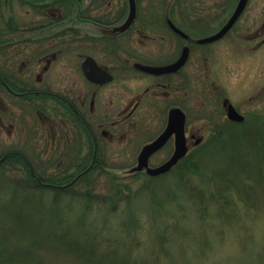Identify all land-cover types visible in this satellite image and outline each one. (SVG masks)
<instances>
[{"label": "rangeland", "instance_id": "1", "mask_svg": "<svg viewBox=\"0 0 264 264\" xmlns=\"http://www.w3.org/2000/svg\"><path fill=\"white\" fill-rule=\"evenodd\" d=\"M193 1L189 0L187 8L192 12ZM123 2L95 0L91 12L110 22ZM237 3L196 0L194 12L200 18L194 38L218 30ZM44 21L30 3L0 0V28L10 22L20 25V30L7 35L13 42L0 45V68L7 66L30 85L60 93L67 84L75 87L78 52L62 51L45 70L44 56L59 51L65 43L58 36L50 37L52 32L31 28ZM263 21L264 0H251L235 29L223 40L198 46L184 69L191 74L189 88L181 85L179 93V104L188 115L187 135L203 137L201 144L195 145L194 139L190 143L191 160L201 166L191 170L193 195L178 172L152 181L146 175L128 173L143 145L166 125L165 116L138 115L116 127L117 138L108 144L112 176L106 173L95 181L97 197L109 199L107 203L88 205L87 199L70 195L53 202L49 193L44 197L36 193L31 202V190L8 183L22 179L21 170L9 172L8 187L0 186V264H10L4 260L10 258L9 253L25 258L11 264H34L37 261L31 262V253L39 255L36 259L42 264H94L71 250V238L94 246L97 253L109 251L106 255L124 264H264V123L260 132L252 127L257 117L264 120V44L252 50L259 39L249 38ZM67 39L66 44L76 43V35ZM243 46L247 56L241 55ZM32 97L36 95H15L0 86V152H24L41 165L42 173H61L73 165L74 156L65 151L66 141L60 134V102ZM224 97L248 117L247 130L235 125L237 130L228 129ZM222 129L228 131V139L234 136L230 147L219 146L217 135ZM239 132L248 140H238ZM83 142L92 153L87 137ZM154 164H159L157 159ZM220 175L224 181L214 187V178Z\"/></svg>", "mask_w": 264, "mask_h": 264}, {"label": "flooded vegetation", "instance_id": "2", "mask_svg": "<svg viewBox=\"0 0 264 264\" xmlns=\"http://www.w3.org/2000/svg\"><path fill=\"white\" fill-rule=\"evenodd\" d=\"M250 1L248 0L244 11L222 37L210 42H200L203 37L194 38L195 33L197 35L199 32L197 27L200 18L195 16L196 12H194L197 9L196 0L193 1V12L187 9L190 4L189 0H172V2H169V0H136V18L124 30H119L117 27L121 26L129 17L130 0H124L120 11L115 12L110 22L99 19L91 12L94 9L95 0L88 1L90 4L86 8L88 9L87 12L80 11L69 14H65L63 8L59 5L51 4V0H31L32 9L45 19L44 22L36 23L31 28H34L37 32H52L51 36L48 35V38L58 36L65 43L61 45L59 51L44 56L47 62L45 70L51 68V64L57 61L62 51L78 52L75 87H69L67 84L60 93H57L50 88H38L31 85V94H46V98H52L60 102L58 104L61 110L60 134L66 141L64 144L65 151L73 154L72 164L81 165L85 163L89 165L78 174L89 169L95 163L108 164L112 162L107 155L109 142H115L117 138L115 128L122 126L123 123L133 117L156 113V115L165 116L163 121L164 123L166 121L167 125L171 108L181 107L179 104L181 85L189 88L191 74L190 72H184V69L191 62L192 52L198 46H206L226 38L240 23ZM71 9L73 11L75 7H71ZM232 14L218 30L207 36L221 30ZM67 15L70 16L65 17ZM63 31H65V34H63ZM69 35H76L75 44H66L70 41V39H67ZM249 38L259 39L252 50L264 44V21L258 29L249 35ZM146 39L155 42H147ZM64 45L66 47H62ZM185 48H188L187 61L177 71L156 74L140 66L173 64L179 60ZM245 49L246 46H243V51L240 52L241 55L245 53L244 55L247 56ZM245 56H241L242 59ZM87 57H93L102 69L113 76V79L109 82H101V76H98L90 65L85 66ZM38 79H43L41 74L38 75ZM181 79L183 83L180 82ZM1 85L9 93L24 94V92L13 89L7 82H5V85ZM71 93H74L75 97ZM225 98L227 97H224L223 100ZM170 99L171 101H169ZM167 100L168 103L163 108L162 106ZM237 109L246 117L242 121V123H245L248 117L238 107ZM49 131L53 132L55 130L50 128ZM159 134L148 140L144 145L152 142ZM122 136L124 138L126 133H123ZM192 136L193 133L188 137L189 146L191 142L193 143ZM85 137L91 143L92 153L87 150L88 147L83 142ZM174 150L175 136L172 135L167 143L150 157V165H158L154 164V159H157L159 164L165 162ZM18 153L19 151L15 149L0 152V166L7 156ZM164 153H168V155L161 157ZM75 170L77 169L71 168L69 173L77 177L78 174H74Z\"/></svg>", "mask_w": 264, "mask_h": 264}, {"label": "trees", "instance_id": "3", "mask_svg": "<svg viewBox=\"0 0 264 264\" xmlns=\"http://www.w3.org/2000/svg\"><path fill=\"white\" fill-rule=\"evenodd\" d=\"M23 1L31 4V0H23ZM51 4L59 5L60 7L63 8V12L65 14H69L72 12L77 13L80 11L87 12L88 9H86V8L89 6L90 3H88L86 0H51ZM71 7L72 8L75 7V9L72 11ZM69 16L70 15H67L65 17H69ZM18 30H20V25L18 23H14V22L8 23V25L5 26L3 29L0 28V45H2L4 42H6L7 44H9V42H13L12 38L10 36H7V35L10 34L11 31L13 33V32H17ZM63 34H65V31H63ZM5 82H7V84L9 86H11L13 89H15L16 91L24 92V94H21V95H26V94L31 93L30 83L21 79V77L17 76L13 71L8 69L7 66L0 68V86L2 87L1 84L5 85ZM34 94L36 95V97H38V99H42V98L47 97V96L43 95L42 93H39V94L34 93ZM36 97H34V98L36 99ZM34 98L32 97L31 100ZM256 119H259V117H257ZM256 119H254V124H253L254 126H252V127L255 129H258L257 132H260V131H262L261 130L262 122L264 123V120L259 119V121H257ZM227 122H228L227 125H229V127L227 125H225V126H227L228 129L232 130V131L237 130L234 127V125L235 126H241V128L244 127L245 129L247 128L246 127L247 123L236 122V121H231V120H229ZM225 130L226 129H222L220 131V133L217 135V141L219 142V146L221 145L222 148L225 146L230 147L231 145H233L232 142H234V136L230 135L231 138L228 139L229 136L228 137L225 136V133H228V131L227 130L225 131ZM236 136H237L236 138L240 141L248 140V136L245 135L244 132L242 133V135L239 132ZM231 139H233V140H231ZM258 148H259V146H258ZM260 148H263V147H260ZM235 155H238V154H236L234 152L235 160L240 161L241 159H239V158L241 156L238 155V158H237V157H235ZM236 163L237 162H235L234 164H236ZM39 166H41V165L38 164L37 162L35 163L34 160L32 161V158L30 159L29 156H27V154H25L24 152H21V151H19V153L16 155L7 156L5 158V160L3 162H1V166H0V182H2V183H0V186L5 183V184H7V187H8V183L12 182L15 187L27 188L28 190H31V202L33 201L32 199L36 197V193L40 194L41 197H44L45 194L49 193L53 198V202H60L61 200H63L64 197H66L68 195H70L72 197H83V198L87 199L88 205H92L98 201L105 202V203H107L109 201V199L97 197L99 192L95 188V185H96L95 181L97 180V178H99V176L106 174V173H109V175H111V173H110L111 171H109V170H111V167L108 164L101 163V162L95 163L94 165H91V167L89 169L84 170L83 172H81L79 174H78V172H80L83 169H86L89 165L85 164V163L81 164V165L80 164H78V165L73 164V165H69L70 167H68L66 170L61 171V173H54V174L53 173H51V174L47 173L48 175L42 173L38 169ZM71 168L77 169V170H75L76 172L74 173V174H78L77 177L76 176L74 177L73 174L69 173L71 171ZM200 168H201V166L198 167L197 161L193 162L191 160V152H190L169 173L178 172L180 177L183 179V181L185 182L188 189L192 192V195H193V184H192V181H190L192 179L191 170L197 171ZM18 170H21L22 179H18V180L13 179L12 181L9 180V182L7 183L6 178H7V175L9 174V172H15ZM169 173L164 174V175H160V176H150V175L143 173V172H135V173H130V175L132 177H138L140 175H146V177H148V179L150 181H152V180L162 178V177L168 175ZM114 179H116V178H114ZM214 179H215L214 184H213L214 187L217 186V183H222V181H224V177L221 175L218 178H214ZM117 186L121 187L123 189L127 188L126 185L117 184ZM0 189H1V187H0ZM119 191L120 190H118V192ZM214 191H216V189ZM213 194L215 196L218 195V193H214V192H213ZM130 198H132V196ZM217 199H219V198H217ZM115 206H113V209H115ZM224 212H226V211L223 210V213ZM50 234H52V233H50ZM58 234L55 233L54 235L57 236ZM60 235L65 236V233H60ZM3 240H5V239H3ZM5 242H6V240H5ZM70 242H71V244H70L71 250L77 251L78 253L81 254L82 257L87 258L90 261H93L94 264H104L106 260L111 261L112 264H124V263H121L122 261L118 257L117 258H110V256L106 255V254H111V252H109V251H107L105 254H100V253L96 252L95 247L92 245H87V246L82 245L81 243H78V241L74 240L73 238H71ZM9 257L10 258H8V256H6L5 259L3 258L5 260V263L11 264V263H19V261H21V260L25 261L24 257H18V256L16 257V255L14 253H9ZM36 258H41V257L37 254L31 253V262L33 260H35L37 262H34V264H42V262L40 260H37ZM127 264H137V263L130 262Z\"/></svg>", "mask_w": 264, "mask_h": 264}, {"label": "water", "instance_id": "4", "mask_svg": "<svg viewBox=\"0 0 264 264\" xmlns=\"http://www.w3.org/2000/svg\"><path fill=\"white\" fill-rule=\"evenodd\" d=\"M247 3L248 0H239L234 13L232 14L231 18L226 23V25L217 33L200 39V42H210L222 37L232 27V25L235 23V21L238 19L241 13L244 11ZM130 5H131V10L129 17L127 18L125 23L117 27V29L119 30H124L128 28L136 18V13H137L136 0H130ZM177 29L180 30L179 28ZM187 58H188V48H185L182 53V56L179 58V60H177L173 64L165 65V66H147V65H140V66L141 68L156 74L172 72V71H177L179 68H181L187 61ZM87 65H90V67L93 68V70L96 72L98 76H101L102 79L101 82H109L110 80L113 79V76L108 71L102 69L93 57H87L85 66ZM87 75L90 78H92L89 73H87ZM224 105L227 108V114L230 119L236 121L245 120V116L237 110L235 105L231 103L228 98L224 99ZM186 120H187V115L182 108L180 107L172 108L169 113V120L166 129L153 142L143 147L142 151L139 154L138 165L135 166L132 170L136 171L147 168L148 173L152 175H158L171 170V168L175 164H177L184 156H186L189 150V146L187 144V135H186ZM173 134H175L176 137V148L174 154L171 156L169 160H167L162 165H159L157 167H151L149 165V159L151 155L156 151H158L160 148H162ZM202 139H203L202 137H198L196 140V144L201 142Z\"/></svg>", "mask_w": 264, "mask_h": 264}]
</instances>
